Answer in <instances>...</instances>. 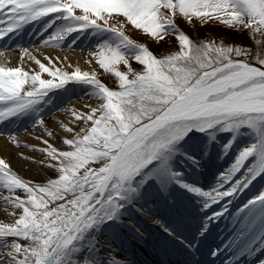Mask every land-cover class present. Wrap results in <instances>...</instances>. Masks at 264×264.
<instances>
[{"label": "snow or ice", "instance_id": "snow-or-ice-1", "mask_svg": "<svg viewBox=\"0 0 264 264\" xmlns=\"http://www.w3.org/2000/svg\"><path fill=\"white\" fill-rule=\"evenodd\" d=\"M116 8L123 11L111 10ZM205 9L210 11H202ZM76 10L83 14H77ZM61 11L83 21L78 25L81 28L99 27L98 21L105 26L108 16L122 14L136 29L161 40L162 32L175 27L173 18L181 13L188 18L195 14L208 23L247 29L252 39L256 34L264 38V0H117L108 5L95 0H0V37L24 23ZM110 30L118 33L123 42H130L124 32L115 27ZM178 41L179 50L161 58L141 44L135 60L145 70L133 72L132 79H120V91L110 90L98 80L96 88L102 103L78 115L93 126L82 130L79 139L64 140L69 146H79L76 155L82 158L59 168L58 178L47 182L64 185L51 202L43 205L49 210L47 213H34L32 222L23 228L0 229V264H101L99 256L92 255L98 252L99 243L94 237L85 240L86 234L108 221L119 220L121 210L126 205L134 206L147 187L154 184L162 195H167L172 184L179 185L200 196L207 209L226 199L230 203L231 196L264 175V39L254 41L258 48L255 53L211 41L193 44L183 32ZM105 48L109 54L98 52L99 63L105 58L128 63L124 55H116L109 46L101 47ZM93 77L89 73V78ZM15 78L13 75L12 79ZM103 88L109 89L111 95H105ZM46 90L39 88L34 95H43ZM20 94L15 92L16 96ZM29 101L36 102L32 96ZM28 105L18 103L0 112V118ZM42 123L38 121L40 126ZM244 126L254 133L255 141L239 151L211 189L202 190L184 181L183 173L174 167L173 161L183 158L197 163V160L179 147L181 141L192 139L197 132L215 140L217 131L236 133ZM232 143L230 139L223 146L224 155ZM54 163L59 164L60 160ZM10 169L8 164L5 171ZM64 172L69 179L61 181ZM9 199L4 198L6 202ZM249 208L254 209L253 217L264 219V190L237 211ZM137 210L147 214L142 208ZM226 211L222 207L213 212L212 218ZM85 248L89 255L77 260L75 253ZM108 264L125 262L109 256Z\"/></svg>", "mask_w": 264, "mask_h": 264}, {"label": "bare ground", "instance_id": "bare-ground-1", "mask_svg": "<svg viewBox=\"0 0 264 264\" xmlns=\"http://www.w3.org/2000/svg\"><path fill=\"white\" fill-rule=\"evenodd\" d=\"M49 16L54 17L53 14ZM22 25L0 37V112H6L18 103L29 104L17 113L0 118V172L4 173L3 176H0V206L8 213L7 215L16 211L18 207L14 206L17 204V198L5 187L17 188L19 192L30 190L38 194L39 203L42 206L45 202H51L53 197L60 192L64 185H50L47 182L59 176V168L66 167L78 148V146L73 147L65 144L64 140L79 139L78 134L90 126V122L77 119L80 111L86 113L85 109L87 108L84 103L79 102L86 97L87 103H92L90 98L98 80L110 90H122L113 88L106 79L97 75L96 61L83 49L82 45H71L69 44L71 42L64 40L47 42L48 40L41 38L25 36L21 33ZM50 33H59L58 25H54ZM47 70L57 71L63 82L59 85L49 84V76L44 73ZM73 70L76 71L75 76L72 75ZM89 73L94 74V77L90 79ZM13 75L16 77L15 80L12 79ZM36 81H39V85L36 84ZM39 88L47 90L43 95L35 96L34 94ZM103 89L111 95L109 89ZM16 91H20L21 94L16 96ZM9 93L13 94L9 95ZM49 94H54L53 100L50 101L51 106L46 108L47 113H50V122L45 126H36L29 106L39 105V99L42 97L45 99V96ZM30 96L36 100L35 103L29 101ZM49 132H51L50 135H48ZM189 143L192 147L195 142L189 141ZM57 159L60 160L59 164L54 163ZM215 159L214 153H211L205 168L197 173L203 180L200 185L205 190L211 189L221 174L220 166L217 168L218 172L212 171L210 168V165L213 166L215 163ZM5 161L11 167L8 171H5L8 169V164ZM255 196L251 198L253 199ZM5 197L10 199L6 202ZM152 197L153 195L149 194L148 200L151 201ZM230 203L226 199L207 209L203 207V204L199 208H194L186 203H181L179 213L175 212L174 214L177 215L174 216L168 211L166 218L187 237L192 234L195 236V240L203 238V244H207L209 240L214 244L216 235L224 234L219 242V250L224 254L231 252L229 255L227 254L228 256L225 255L227 257L224 262L238 259L241 264H260L261 261H264V256L259 255L264 250L263 243H260L264 238V219L253 217V208L230 213L228 211ZM143 205H146L145 201ZM146 206L148 208L143 206L142 209L148 216H151L152 211L149 210L151 208L149 205ZM135 207L126 205L124 208L134 209ZM222 207H226L227 211L223 215L212 218L213 212H218ZM186 210H194L195 215L192 219L185 215L184 211ZM48 211L44 206L37 209L38 213H47ZM206 217L209 219L206 220ZM145 224L154 231L156 237L173 243L169 247L172 252L173 250L188 249L185 246V241L182 245L175 243L180 239H176L175 233L183 235L182 232L174 230L172 233L165 234L155 220L146 221ZM9 228L13 231L16 229L0 222V229ZM94 230L92 229L86 234L85 240H88V235ZM110 236L114 237L116 241L123 240L119 239L116 234H110ZM25 243L27 242L25 241ZM139 246L141 247L140 244ZM136 247L135 245L129 247L132 251L130 255L132 263L135 262V256L139 255ZM154 251L155 249L151 248L146 252L148 258H146L145 264H166L168 257L173 258L168 249L164 251L156 248V254L153 255ZM83 252L81 250L75 253L77 260H81ZM219 255L222 256L221 253ZM176 257L174 255V259Z\"/></svg>", "mask_w": 264, "mask_h": 264}, {"label": "rangeland", "instance_id": "rangeland-1", "mask_svg": "<svg viewBox=\"0 0 264 264\" xmlns=\"http://www.w3.org/2000/svg\"><path fill=\"white\" fill-rule=\"evenodd\" d=\"M96 3L100 4H114L117 2V0H95ZM112 11H123L122 9H111ZM43 11V10H42ZM161 11H164L163 9ZM202 11H210L208 9L202 10ZM77 14H83L81 10H76ZM171 14V13H169ZM59 22L63 26L60 29H69V27L74 28H81L78 27V25L83 24V21H78L73 19L72 17H68L66 13L62 15L56 16L54 19H51L49 23ZM173 22L175 24V27H170L167 32H162L163 39H159L156 37H153L151 33L145 32L143 29H136L134 25L131 24L130 21H127L125 17L122 16V14L113 13L110 16H108V23L104 26L103 21H98L101 25L99 27L94 25H88L84 28H89L90 32L87 36L88 44L83 49L87 51V53L96 61V72L97 75H100L101 78L106 79L109 84L112 85L113 88H120V79L121 80H127V77L129 79L134 78L133 72L136 73H142L145 69L144 66L141 65L138 61L135 60V55L139 54L140 52V45H144L147 47L150 51H152L157 58H161L165 55L172 54L173 52H176L179 50V41L178 36L181 32L188 35L189 38L192 40L193 44H203L207 43L209 41L217 44V45H224L229 47H240L245 48L248 50L253 51L254 53L258 51V48L255 46L254 41L264 39L259 34H256V36L252 39L251 33L247 29L244 30H237L234 28L226 27L223 24L220 23H213V22H206L204 20H201L199 17L195 16L193 14L191 18L184 17L183 14H178L173 18ZM135 23V21H133ZM110 27H115L117 31H122L124 34L130 39V42H123L122 38L119 36L118 33L113 32L110 30ZM148 30V29H146ZM136 32L137 34L135 35ZM57 39V38H56ZM51 40H55V37H52ZM109 46L115 50L116 55H124V58L128 61V63H124L123 60L120 62L117 61H109L107 58H105L101 63H99V60L101 57L97 55L100 51H105L106 54H109L107 51V48L101 49V47ZM191 47V45L189 46ZM238 59H244V57H239ZM147 60V57H145V62ZM45 75L49 76L48 83L50 84H59L63 82V79L59 74H57V71L55 70H47L44 72ZM72 75H76V71L73 70ZM95 87V86H93ZM105 95H109L105 92L104 89H102ZM93 95L90 98V101L92 103H87L85 99H81L79 103H84V106L87 108L85 109V112H89L92 108L98 107L100 103H102V100L99 98V92L98 89L95 88L94 91H92ZM110 96V95H109ZM45 101H49V99H46ZM86 104V105H85ZM84 111H80V114H83ZM79 121H86V120H80L79 116L77 117ZM38 121H43L41 126L48 125L50 122V113H44L42 115H39L36 126H40L38 124ZM93 126V125H92ZM91 127L88 128L90 130ZM85 134H90V132H85ZM200 136V140L202 139V146L204 145V139L207 138V142L205 145L210 148L212 144H215L219 149H223V146L228 143V141L231 139L233 140L232 146H231V154L227 160L226 165L228 164L227 168L234 162L237 154L239 151H241L243 148L251 145L256 137L254 133L247 127H242L238 132L233 133L231 131H224L222 147L219 146L220 143H217L216 141L209 140L206 133H199L197 132L195 136ZM234 137V139H233ZM217 139V138H216ZM218 140V139H217ZM201 146V147H202ZM179 147L182 148L183 151L184 148L182 144L179 145ZM79 152V146L77 148V153ZM186 152V151H185ZM207 153V150L203 151ZM71 160H75L78 157L75 153V156H73ZM198 160V157H196ZM251 159V158H249ZM70 160V161H71ZM184 162L182 158H177L173 161V165L176 169L181 171L183 173V179L190 185H195L199 188H202V186H198L197 184H194L193 182H190L188 180V176L185 175V173L182 171L181 168H178L176 165V161ZM189 161V165L195 168L199 167L198 163H193L192 161ZM70 163V162H69ZM201 168V167H199ZM226 168V169H227ZM225 168L221 170V172H224L226 170ZM58 178V177H55ZM69 179L68 173L64 172L60 176L61 181H66ZM62 185V184H61ZM179 186V185H178ZM255 187L252 191L251 189ZM180 195L185 197L188 200L191 201H198L199 203H202V198L198 199L195 197V194L182 188L178 187ZM264 190V175L257 176L249 185L247 188H245L242 192H238L235 195H233L231 198L232 200H238L241 199L244 195H247L245 199H242L233 209V212L237 211L238 209H241L243 205H245L248 201H250L251 198H249L250 195L255 194L256 196ZM251 191V192H250ZM15 198H17V204L20 205L14 210L12 213L7 215L8 213L0 206V222L4 223L7 226H10L12 228H16L17 226L23 228L25 225L30 224L32 220L34 219L33 214L38 213L37 209L42 204L39 203V195L32 192V191H26V192H19V190L10 191ZM248 193V194H246ZM181 196V197H182ZM142 199V198H141ZM139 199V200H141ZM123 211V209L121 210ZM140 218L142 220H145V215L142 213H138ZM153 220L160 219V224L162 226V229L165 230L167 226L164 224L163 220L156 215H152ZM120 220L127 223L128 225H132L134 230L140 232V223L139 222H133L130 218H128L125 215H122L120 217ZM23 222V223H22ZM89 239L94 237L95 241L99 243V253L93 252L92 255H98L99 259L101 261V264H108V257L113 256L116 257L119 261H126L122 255H120L117 251H115L116 245L115 243L107 239L105 235L101 234L99 231V228H95L94 232H91L88 235ZM136 240H138V236H133ZM89 255V251H85L84 257ZM83 257V258H84Z\"/></svg>", "mask_w": 264, "mask_h": 264}]
</instances>
